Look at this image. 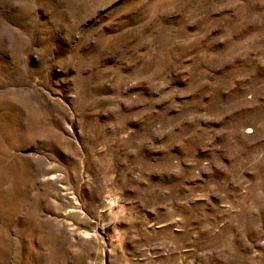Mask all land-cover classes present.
Instances as JSON below:
<instances>
[{
	"label": "rangeland",
	"instance_id": "374dc122",
	"mask_svg": "<svg viewBox=\"0 0 264 264\" xmlns=\"http://www.w3.org/2000/svg\"><path fill=\"white\" fill-rule=\"evenodd\" d=\"M0 264H264V0H0Z\"/></svg>",
	"mask_w": 264,
	"mask_h": 264
}]
</instances>
